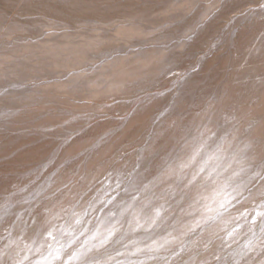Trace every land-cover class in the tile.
Listing matches in <instances>:
<instances>
[{
    "label": "rangeland",
    "instance_id": "obj_1",
    "mask_svg": "<svg viewBox=\"0 0 264 264\" xmlns=\"http://www.w3.org/2000/svg\"><path fill=\"white\" fill-rule=\"evenodd\" d=\"M0 264H264V0H0Z\"/></svg>",
    "mask_w": 264,
    "mask_h": 264
}]
</instances>
